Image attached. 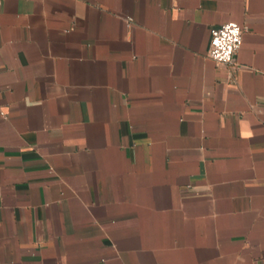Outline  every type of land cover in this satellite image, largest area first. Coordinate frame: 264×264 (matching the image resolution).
<instances>
[{"label":"crops","instance_id":"0c3cea01","mask_svg":"<svg viewBox=\"0 0 264 264\" xmlns=\"http://www.w3.org/2000/svg\"><path fill=\"white\" fill-rule=\"evenodd\" d=\"M0 264H264V0H0Z\"/></svg>","mask_w":264,"mask_h":264},{"label":"built area","instance_id":"2783aa9c","mask_svg":"<svg viewBox=\"0 0 264 264\" xmlns=\"http://www.w3.org/2000/svg\"><path fill=\"white\" fill-rule=\"evenodd\" d=\"M131 21V19H128V25ZM247 31V27L237 24H224L212 28L210 30L208 57L217 64H233L242 45L243 35Z\"/></svg>","mask_w":264,"mask_h":264}]
</instances>
